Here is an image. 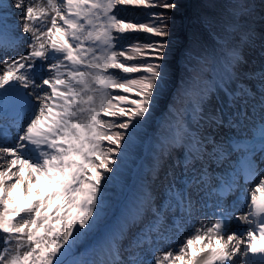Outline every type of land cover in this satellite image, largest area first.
<instances>
[{
	"label": "snow or ice",
	"instance_id": "snow-or-ice-1",
	"mask_svg": "<svg viewBox=\"0 0 264 264\" xmlns=\"http://www.w3.org/2000/svg\"><path fill=\"white\" fill-rule=\"evenodd\" d=\"M255 257L264 0H0V264Z\"/></svg>",
	"mask_w": 264,
	"mask_h": 264
},
{
	"label": "bare ground",
	"instance_id": "bare-ground-1",
	"mask_svg": "<svg viewBox=\"0 0 264 264\" xmlns=\"http://www.w3.org/2000/svg\"><path fill=\"white\" fill-rule=\"evenodd\" d=\"M192 2V0H191ZM134 163L131 167V180H129L126 184H124V188L119 193V199H124L125 201L129 199L134 190H135V182H138V178L141 172L140 165L145 164L147 162V149L146 146L139 145L137 146V150L134 154ZM117 204H121L120 200L119 202H116Z\"/></svg>",
	"mask_w": 264,
	"mask_h": 264
},
{
	"label": "rangeland",
	"instance_id": "rangeland-1",
	"mask_svg": "<svg viewBox=\"0 0 264 264\" xmlns=\"http://www.w3.org/2000/svg\"><path fill=\"white\" fill-rule=\"evenodd\" d=\"M181 3L183 4V5H188V4H190L191 2H190V0H181ZM184 13H185V8H181L180 10H179V12L177 13V23H179L180 22V17H182L183 15H184ZM122 14L123 15H126V17L127 18H132V17H137L138 19H140V20H143V19H145V17H144V14H143V12L142 11H140L139 12V14H138V16H137V13L136 12H133L132 10H127L126 12H124V11H122ZM131 39H132V37H128L127 39H126V43L127 42H131ZM137 150V147L135 148V149H133V151H132V153L130 154V157H129V160H128V163H127V165H126V167H125V169H124V171L123 172H126L127 171V167H129L131 164H132V159H133V154H134V151H136ZM129 177V175H127V176H123V174H122V180H124V179H127ZM138 183V182H137ZM137 183L135 184V185H137ZM119 184L120 183H118L117 185H115L112 189H110L109 190V198L111 199V197L112 196H114L115 194H116V191H117V189H118V187H119V189H120V187H121V185L119 186ZM119 189H118V192H117V196H116V198L118 197V193H119ZM115 190V191H114Z\"/></svg>",
	"mask_w": 264,
	"mask_h": 264
}]
</instances>
